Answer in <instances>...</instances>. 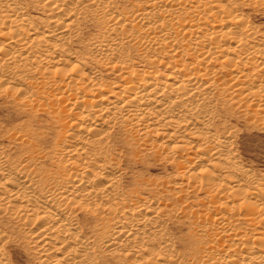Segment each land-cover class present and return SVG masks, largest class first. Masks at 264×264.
<instances>
[{
	"label": "bare ground",
	"instance_id": "bare-ground-1",
	"mask_svg": "<svg viewBox=\"0 0 264 264\" xmlns=\"http://www.w3.org/2000/svg\"><path fill=\"white\" fill-rule=\"evenodd\" d=\"M248 9L264 0H0V98L54 129L30 115L0 136V264L10 242L31 264H264V173L238 161L231 123L264 129ZM149 152L171 188L122 186ZM190 194L203 209L183 210Z\"/></svg>",
	"mask_w": 264,
	"mask_h": 264
},
{
	"label": "rangeland",
	"instance_id": "rangeland-1",
	"mask_svg": "<svg viewBox=\"0 0 264 264\" xmlns=\"http://www.w3.org/2000/svg\"><path fill=\"white\" fill-rule=\"evenodd\" d=\"M122 2H130L136 0H120ZM30 15L39 16L29 8L27 10ZM248 14L249 21L258 27L264 26V11L263 10H254L248 9L245 10ZM87 36V33L84 34V37ZM74 48V46H71ZM104 79L114 80L112 75H107L104 73ZM6 101V102H5ZM29 107L23 105H14L4 98H0V136L2 132L13 127L18 126L19 124L27 121L30 115L33 116V120L30 122L29 126L36 128L44 134L50 135V132L53 129L49 124V119L47 115H43L35 111V113L28 109ZM232 124H235L233 130H236L235 144L233 147L234 152H238L236 155L238 161L245 167L253 169L255 174L264 173V129H255L250 121L239 118L236 121L231 120ZM1 139V137H0ZM5 139V138H4ZM5 144L6 142L3 141ZM236 149V150H235ZM140 150L139 147H135L133 150ZM123 168H125V177L121 179V185L127 187L132 179H142L144 181H167L166 187H163L162 190L170 189V185L174 181L172 178H169L172 173V167L169 162L166 160L154 155L152 152L146 153L144 158L139 162L132 164L131 161H124ZM172 168V169H171ZM124 184V185H123ZM169 186V187H168ZM147 187V186H145ZM200 195L190 194L183 196L180 200L184 199V211L189 209L201 210L204 207L198 202ZM177 199V198H175ZM179 201V200H175ZM184 212L174 214V220L184 223L182 228L179 230V227L176 224H171L169 230L173 233V236H178V234L184 233L188 227L187 218L184 217ZM5 249L12 255L13 264H31L30 255H28V245L17 242H10L5 245ZM179 249V246L177 247ZM108 262L102 264H132L126 261H119L117 257H107ZM101 264V263H100Z\"/></svg>",
	"mask_w": 264,
	"mask_h": 264
}]
</instances>
